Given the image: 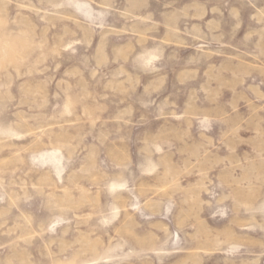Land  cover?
Masks as SVG:
<instances>
[{
  "label": "rangeland",
  "instance_id": "obj_1",
  "mask_svg": "<svg viewBox=\"0 0 264 264\" xmlns=\"http://www.w3.org/2000/svg\"><path fill=\"white\" fill-rule=\"evenodd\" d=\"M0 264H264V0H0Z\"/></svg>",
  "mask_w": 264,
  "mask_h": 264
}]
</instances>
